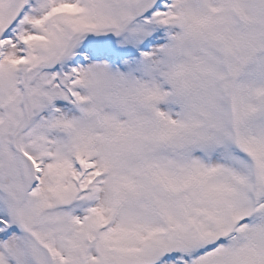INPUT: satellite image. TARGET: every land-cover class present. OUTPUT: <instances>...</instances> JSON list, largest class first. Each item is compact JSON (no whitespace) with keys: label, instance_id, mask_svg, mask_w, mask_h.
Returning a JSON list of instances; mask_svg holds the SVG:
<instances>
[{"label":"snow or ice","instance_id":"6c2138e0","mask_svg":"<svg viewBox=\"0 0 264 264\" xmlns=\"http://www.w3.org/2000/svg\"><path fill=\"white\" fill-rule=\"evenodd\" d=\"M0 264H264V0H0Z\"/></svg>","mask_w":264,"mask_h":264}]
</instances>
